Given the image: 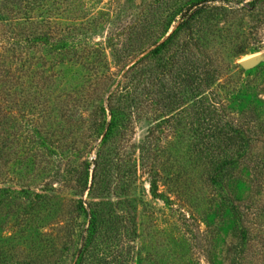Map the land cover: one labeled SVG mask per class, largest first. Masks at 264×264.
Here are the masks:
<instances>
[{
    "label": "rangeland",
    "instance_id": "1",
    "mask_svg": "<svg viewBox=\"0 0 264 264\" xmlns=\"http://www.w3.org/2000/svg\"><path fill=\"white\" fill-rule=\"evenodd\" d=\"M249 1L232 0L213 28L206 51L220 72L202 91L214 92L222 119L263 129L225 183L247 227L244 252L234 209L207 179L208 160L193 145L188 126L201 114L198 94L184 97L185 111L173 122L141 82L139 102L124 104L131 121L119 136L135 159V179L127 193L104 195L120 201L115 210L125 217L103 264H237L236 256L264 264V59L239 62L264 49V0ZM154 9L153 0H0V83L12 85L0 106L18 134L13 150L24 157L0 180L10 189L0 200V264L74 263L87 225L78 199L93 197L70 165L95 157L101 103L126 96L127 67L159 31L150 24ZM33 30L53 31L67 47L34 44L26 38Z\"/></svg>",
    "mask_w": 264,
    "mask_h": 264
},
{
    "label": "trees",
    "instance_id": "2",
    "mask_svg": "<svg viewBox=\"0 0 264 264\" xmlns=\"http://www.w3.org/2000/svg\"><path fill=\"white\" fill-rule=\"evenodd\" d=\"M257 1L249 2L255 4ZM153 2L155 12L153 23L150 24L158 27L159 31L149 43V49L139 47L137 53H144L127 67L131 74L125 85L126 91L123 95L126 96L121 99V103L111 100L106 105L101 103L102 119L96 124L97 134L101 137L95 150V157L92 160L85 159L81 164H72L73 167L70 165L69 172H72V168L73 172L78 169L75 181L81 186V191L87 188V193L93 197L88 201L80 197L78 199L77 209L84 213L87 225L81 234L73 264H103L124 230V225H120V221L124 219L125 214L121 212L118 214L115 210L120 201L110 200L104 195L112 192L127 193L135 179V159L128 149H123L119 144V136L128 129L131 121V113L124 104L130 106L129 104L133 102L134 104L139 102L136 92L142 85L141 82L147 86L145 94L153 95L150 100L160 108V114L171 113L167 117L169 120L173 119V122L182 117L185 110L180 105L185 98L198 94L196 103L201 114L195 113L196 122L188 126L191 128L193 145L198 150L197 154L208 160L207 179L223 193L224 205L234 209L233 213L236 215L242 237L237 245L238 249L242 247L248 234L243 222L244 217L242 219L243 215L239 213L225 183L230 170L249 153L252 140L258 138L259 132L263 129L261 125H257V128L246 125L248 120L240 118L235 121L225 117L222 119L223 115L217 110L219 100L214 97V92H202L217 79L220 72L218 66L211 65L212 58L206 49L210 46L209 36L214 34L213 28L227 15V6L232 0H153ZM33 6L36 8L41 5ZM172 25L174 27L168 32ZM153 28L150 33L154 32ZM26 34L27 40H32L34 44L54 47L58 51L67 47L65 38L56 37L53 31L33 30ZM116 51L119 52V49ZM139 64L141 65L138 66ZM11 86L3 87L0 83L2 101L5 99L2 94L7 93ZM7 107L5 105V108ZM1 109L0 106V180L6 176V170H13L14 162L21 163L24 158L13 150L18 134L14 132L13 126H10L11 119L8 114ZM168 118L162 119L163 122ZM144 150L145 147H142L139 163L141 167L146 164ZM91 163L93 169L89 175ZM8 190H10L8 187H0V200ZM21 190L28 192L24 188ZM164 198L168 200L167 195ZM240 252L239 255L244 249ZM242 259V256H236L235 262L243 264Z\"/></svg>",
    "mask_w": 264,
    "mask_h": 264
},
{
    "label": "water",
    "instance_id": "3",
    "mask_svg": "<svg viewBox=\"0 0 264 264\" xmlns=\"http://www.w3.org/2000/svg\"><path fill=\"white\" fill-rule=\"evenodd\" d=\"M264 59V49L251 53L247 57H243L239 60L240 64L244 67H250L255 65L260 60Z\"/></svg>",
    "mask_w": 264,
    "mask_h": 264
}]
</instances>
